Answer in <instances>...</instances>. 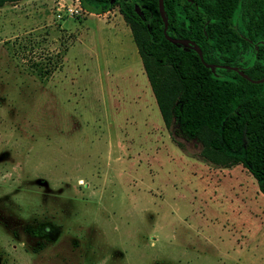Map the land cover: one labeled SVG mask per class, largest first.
Returning <instances> with one entry per match:
<instances>
[{
    "label": "rangeland",
    "instance_id": "1",
    "mask_svg": "<svg viewBox=\"0 0 264 264\" xmlns=\"http://www.w3.org/2000/svg\"><path fill=\"white\" fill-rule=\"evenodd\" d=\"M205 137L165 125L117 4L0 6V264H264V192Z\"/></svg>",
    "mask_w": 264,
    "mask_h": 264
},
{
    "label": "trees",
    "instance_id": "2",
    "mask_svg": "<svg viewBox=\"0 0 264 264\" xmlns=\"http://www.w3.org/2000/svg\"><path fill=\"white\" fill-rule=\"evenodd\" d=\"M10 1L16 0H0V6ZM80 2L97 13L118 5L165 125L177 122L192 137L205 132L203 156L225 166L241 162L264 192V80L217 67L240 63L249 77L264 76V0L243 10L229 8L243 0H163L167 33L194 40L214 68L194 47L166 37L159 0Z\"/></svg>",
    "mask_w": 264,
    "mask_h": 264
},
{
    "label": "water",
    "instance_id": "3",
    "mask_svg": "<svg viewBox=\"0 0 264 264\" xmlns=\"http://www.w3.org/2000/svg\"><path fill=\"white\" fill-rule=\"evenodd\" d=\"M159 11H160V14H161V17L164 21V33L166 35V37L172 41L173 43H177V44H183V45H186V46H190V47H194V49L198 52L201 60L204 62V64L206 66H211L212 68H214L216 66V64H212V63H209V62H206L203 60V55H202V51L200 49V47L198 46V44H196V42L194 40H191V39H188V38H181V37H173L171 35H169L167 33V17L165 15V10H164V6H163V0H159ZM226 67L228 68H233V69H236L238 70V68L236 66H230V65H225ZM238 72L243 75L244 77H247L249 78L250 80L252 81H255V82H259V81H263L264 80V76L261 77V78H251L248 76L247 73H245L243 70H238Z\"/></svg>",
    "mask_w": 264,
    "mask_h": 264
},
{
    "label": "flooded vegetation",
    "instance_id": "4",
    "mask_svg": "<svg viewBox=\"0 0 264 264\" xmlns=\"http://www.w3.org/2000/svg\"><path fill=\"white\" fill-rule=\"evenodd\" d=\"M190 1H192V0H190ZM250 1L251 0H243V4L242 3H240V4H238V5H236V6H230L229 8L230 9H235V10H243V9H246V8H248V6H249V3H250ZM241 2H242V0H241ZM240 35L241 36H243L244 37V39L247 41V42H249V43H251L252 42V39L250 38V37H248L247 35H243L241 32H240ZM225 65H230V66H236L237 68H238V70H243V68H242V65L239 63V64H224V63H218L217 64V67L218 68H221V69H233V68H228V67H226ZM233 70H236V69H233ZM238 70H236V71H238Z\"/></svg>",
    "mask_w": 264,
    "mask_h": 264
},
{
    "label": "crops",
    "instance_id": "5",
    "mask_svg": "<svg viewBox=\"0 0 264 264\" xmlns=\"http://www.w3.org/2000/svg\"><path fill=\"white\" fill-rule=\"evenodd\" d=\"M115 25V24H114ZM119 27L121 28V29H123V31H126V29L122 26V25H119Z\"/></svg>",
    "mask_w": 264,
    "mask_h": 264
},
{
    "label": "built area",
    "instance_id": "6",
    "mask_svg": "<svg viewBox=\"0 0 264 264\" xmlns=\"http://www.w3.org/2000/svg\"><path fill=\"white\" fill-rule=\"evenodd\" d=\"M76 11H78V8H75Z\"/></svg>",
    "mask_w": 264,
    "mask_h": 264
}]
</instances>
